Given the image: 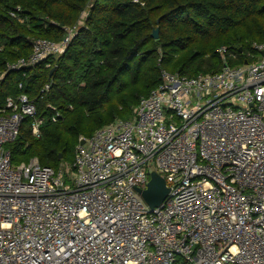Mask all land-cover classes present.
I'll return each instance as SVG.
<instances>
[{
    "label": "built area",
    "instance_id": "obj_1",
    "mask_svg": "<svg viewBox=\"0 0 264 264\" xmlns=\"http://www.w3.org/2000/svg\"><path fill=\"white\" fill-rule=\"evenodd\" d=\"M79 29H65L61 42L34 41L8 71L64 55ZM251 48L244 66L218 50L217 74L163 70L131 120L80 139L67 170L37 158L12 164L6 146L26 120L40 138L63 116L40 118L27 95L8 98L0 115V264H264V43ZM153 172L169 194L151 209L139 190Z\"/></svg>",
    "mask_w": 264,
    "mask_h": 264
},
{
    "label": "trees",
    "instance_id": "obj_2",
    "mask_svg": "<svg viewBox=\"0 0 264 264\" xmlns=\"http://www.w3.org/2000/svg\"><path fill=\"white\" fill-rule=\"evenodd\" d=\"M75 27L79 34L64 55L8 71L31 55L34 41L61 42L65 29ZM156 29L158 40L152 38ZM254 43H264V0H0V115L8 98L24 94L40 118L63 116L40 138L26 120L6 146L12 164L37 158L60 171L73 164L81 138L131 120L161 84L163 70L190 78L220 73L222 47L237 56L232 66H244L253 61Z\"/></svg>",
    "mask_w": 264,
    "mask_h": 264
},
{
    "label": "water",
    "instance_id": "obj_3",
    "mask_svg": "<svg viewBox=\"0 0 264 264\" xmlns=\"http://www.w3.org/2000/svg\"><path fill=\"white\" fill-rule=\"evenodd\" d=\"M159 23L160 21L157 22V24ZM159 37H160V31L159 29H156L152 33V38L158 40ZM240 52H242V49L240 50ZM55 71L56 68L52 69L50 73V78L52 77ZM82 144H84V141L82 142ZM62 157L63 156L60 155L61 159ZM139 192H141L142 197L146 202V204L151 209H154L160 207L165 202L169 194V189L166 185L165 180L157 172H153L151 173L150 182L148 184L147 189L145 191L139 190Z\"/></svg>",
    "mask_w": 264,
    "mask_h": 264
},
{
    "label": "rangeland",
    "instance_id": "obj_4",
    "mask_svg": "<svg viewBox=\"0 0 264 264\" xmlns=\"http://www.w3.org/2000/svg\"><path fill=\"white\" fill-rule=\"evenodd\" d=\"M86 17H87V14H85L84 15V19H86ZM72 166V164L70 165V164H65L62 168H61V170H67L68 168H70ZM71 185L73 184V182H69Z\"/></svg>",
    "mask_w": 264,
    "mask_h": 264
}]
</instances>
